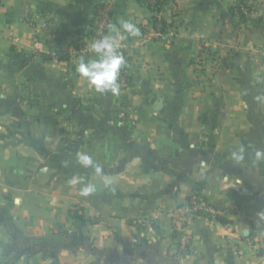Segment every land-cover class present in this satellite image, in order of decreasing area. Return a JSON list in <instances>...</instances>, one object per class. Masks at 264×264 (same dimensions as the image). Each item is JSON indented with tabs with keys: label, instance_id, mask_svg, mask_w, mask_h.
Masks as SVG:
<instances>
[{
	"label": "crops",
	"instance_id": "1",
	"mask_svg": "<svg viewBox=\"0 0 264 264\" xmlns=\"http://www.w3.org/2000/svg\"><path fill=\"white\" fill-rule=\"evenodd\" d=\"M102 5L109 24H151L147 0H0V264H264V0H164L173 38L121 41L119 95L76 72L90 49L73 57ZM193 192L223 215L194 217L182 249L170 212Z\"/></svg>",
	"mask_w": 264,
	"mask_h": 264
},
{
	"label": "built area",
	"instance_id": "2",
	"mask_svg": "<svg viewBox=\"0 0 264 264\" xmlns=\"http://www.w3.org/2000/svg\"><path fill=\"white\" fill-rule=\"evenodd\" d=\"M155 3H156L155 0H150V4H152V6L149 7V9L151 15L155 17L156 23L153 24V22L151 21L150 26L143 25L140 28V34L145 37L147 36V31L151 29V31L154 33V36L156 38H161L169 42L173 38V33L170 29L168 20H166V18H164L163 16L164 5L158 7L154 5ZM237 6L239 13L241 15H246L251 12V8L249 4L246 2H242V3L238 2ZM176 11L177 10L175 8L171 10L172 13H175ZM96 16L97 19L94 22L92 36L90 37L89 42L86 45L84 44L80 45L77 49L74 50L73 52L74 58L75 57L77 58V56L85 55L89 51V45L92 42L106 35V28L109 25L108 8L103 7L98 9ZM163 21L165 22V26L162 23ZM34 47L36 50L39 51H42L44 49L43 43L39 40L34 41ZM199 47L202 55H206L208 44L205 42H200ZM128 51H129V46L126 43L120 42L119 52L123 54L126 60V64L122 66L118 76V83L120 85V90L126 89L130 85ZM222 215H223V211L221 209L212 206L202 193L199 192L191 193L183 202L179 203L170 212L171 222H172L171 227L173 229V232L176 234V239L179 246L182 249L187 248L190 241L188 227L190 225V222L194 219V217L203 216L210 219H218ZM158 216L159 213H155L150 217L140 216L134 218L133 222L138 225L152 226V224L157 220ZM258 249L264 250L263 242L259 243Z\"/></svg>",
	"mask_w": 264,
	"mask_h": 264
},
{
	"label": "clouds",
	"instance_id": "3",
	"mask_svg": "<svg viewBox=\"0 0 264 264\" xmlns=\"http://www.w3.org/2000/svg\"><path fill=\"white\" fill-rule=\"evenodd\" d=\"M116 24L107 26V34L102 38L92 42L89 45L90 53L95 57L88 61L81 60L76 68L79 76L85 79L91 89L99 94H120V85L118 76L122 66L126 64V60L119 52L120 42L128 36H139V28L128 20L121 19ZM78 163L85 167H92L97 174L102 173V168L95 164L92 157L87 153H77ZM230 158L236 163L241 164L245 159V148L242 145L237 146L231 153ZM255 160L257 162L264 161V150L255 152ZM70 184L83 183L80 179H72ZM110 181H105L109 184ZM95 191V186L84 184L80 189V195L84 197L90 196ZM15 204L20 203V198L14 200ZM258 218L264 221V210L257 213Z\"/></svg>",
	"mask_w": 264,
	"mask_h": 264
},
{
	"label": "trees",
	"instance_id": "4",
	"mask_svg": "<svg viewBox=\"0 0 264 264\" xmlns=\"http://www.w3.org/2000/svg\"><path fill=\"white\" fill-rule=\"evenodd\" d=\"M155 1H156V3L154 4L155 6L160 7V6L164 5V0H155ZM147 2H148V6L151 7L152 4H150V1L147 0ZM103 7H104V5H102V6L98 7V8L100 9V8H103ZM232 9H234V11L237 12L238 15H241L239 13L238 6H233ZM151 21L153 22V24L156 23V19L152 15H151ZM162 23L165 26V22L163 21ZM91 36H92V33H91ZM50 57L51 56H45V58H50ZM54 58L57 59V60H60V61H68L69 60V53L68 52H62V51L56 50L55 51Z\"/></svg>",
	"mask_w": 264,
	"mask_h": 264
}]
</instances>
